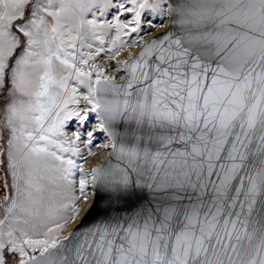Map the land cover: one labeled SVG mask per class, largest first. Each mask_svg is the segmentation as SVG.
<instances>
[{
	"label": "snow or ice",
	"instance_id": "snow-or-ice-1",
	"mask_svg": "<svg viewBox=\"0 0 264 264\" xmlns=\"http://www.w3.org/2000/svg\"><path fill=\"white\" fill-rule=\"evenodd\" d=\"M0 264H264V0H0Z\"/></svg>",
	"mask_w": 264,
	"mask_h": 264
},
{
	"label": "bare ground",
	"instance_id": "bare-ground-1",
	"mask_svg": "<svg viewBox=\"0 0 264 264\" xmlns=\"http://www.w3.org/2000/svg\"><path fill=\"white\" fill-rule=\"evenodd\" d=\"M137 52L139 51L138 49L136 50ZM104 160V156L102 155H97L95 157H92L89 159V161L85 164V168H90L92 166H95L96 164H99V163H102ZM74 225L70 226V229L71 230V227H73Z\"/></svg>",
	"mask_w": 264,
	"mask_h": 264
},
{
	"label": "water",
	"instance_id": "water-1",
	"mask_svg": "<svg viewBox=\"0 0 264 264\" xmlns=\"http://www.w3.org/2000/svg\"><path fill=\"white\" fill-rule=\"evenodd\" d=\"M118 82H120V81H118ZM73 227H75V225Z\"/></svg>",
	"mask_w": 264,
	"mask_h": 264
}]
</instances>
